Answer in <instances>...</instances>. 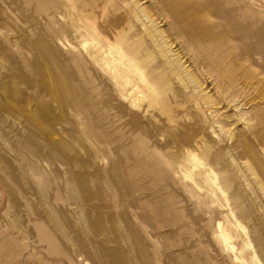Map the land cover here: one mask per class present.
<instances>
[{
  "label": "rangeland",
  "instance_id": "1",
  "mask_svg": "<svg viewBox=\"0 0 264 264\" xmlns=\"http://www.w3.org/2000/svg\"><path fill=\"white\" fill-rule=\"evenodd\" d=\"M0 264H264V0H0Z\"/></svg>",
  "mask_w": 264,
  "mask_h": 264
},
{
  "label": "bare ground",
  "instance_id": "2",
  "mask_svg": "<svg viewBox=\"0 0 264 264\" xmlns=\"http://www.w3.org/2000/svg\"><path fill=\"white\" fill-rule=\"evenodd\" d=\"M119 54L122 55L121 52H119ZM129 63L131 64V61H129ZM145 82H144V86H146V89L149 90L150 88L148 87L147 83H145ZM190 159H191V156H187V160H190ZM192 159H194V158H192ZM184 177L186 179H191V175L190 174H186ZM222 240H223V244H224L225 249H227V250H229V251L234 253V247L231 246V244L229 243V238L227 236H224Z\"/></svg>",
  "mask_w": 264,
  "mask_h": 264
}]
</instances>
